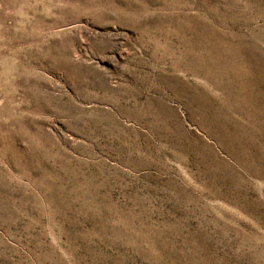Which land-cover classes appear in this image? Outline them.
Segmentation results:
<instances>
[{"label": "rangeland", "instance_id": "374dc122", "mask_svg": "<svg viewBox=\"0 0 264 264\" xmlns=\"http://www.w3.org/2000/svg\"><path fill=\"white\" fill-rule=\"evenodd\" d=\"M0 264H264V0H0Z\"/></svg>", "mask_w": 264, "mask_h": 264}]
</instances>
